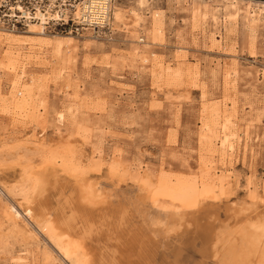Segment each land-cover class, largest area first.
Returning a JSON list of instances; mask_svg holds the SVG:
<instances>
[{"label":"rangeland","instance_id":"374dc122","mask_svg":"<svg viewBox=\"0 0 264 264\" xmlns=\"http://www.w3.org/2000/svg\"><path fill=\"white\" fill-rule=\"evenodd\" d=\"M109 1L101 37L0 24V264H113L25 215L68 197L139 264H264V5Z\"/></svg>","mask_w":264,"mask_h":264},{"label":"bare ground","instance_id":"6f19581e","mask_svg":"<svg viewBox=\"0 0 264 264\" xmlns=\"http://www.w3.org/2000/svg\"><path fill=\"white\" fill-rule=\"evenodd\" d=\"M249 1L256 3L260 1L259 3L264 5V1L261 2V0ZM85 2L87 3L85 4ZM138 3L139 5H144L146 0H139ZM231 5L234 8V14H237L239 8L235 4ZM109 8V0H89V3L86 0L83 2L82 6H79V4L76 5L75 14L77 16L87 14L92 17H104ZM29 24L31 25L32 23ZM31 28L37 29L35 31L38 33H43L44 29L42 24L39 23L33 24ZM65 39L70 38L66 36ZM67 208H70V214L66 213L65 210ZM53 209L54 211L51 212L50 202H45L42 198L36 206L34 205L32 208L27 206L24 211L25 215H28L30 220L38 224L47 222L50 231L60 236L63 242H74V238L79 241L88 240L95 241V243L101 242L104 251L99 254V262L100 260L103 262L109 260L113 264H139L137 258L141 259L140 255L146 254L149 250L150 241L139 232L137 227L129 223L130 218L128 221V213L123 207L115 208L109 212L103 210L101 211L102 213H95V209L90 211L88 209L89 212H85L87 208L81 210V207L74 204L68 197L60 199L58 205ZM19 215L20 214L17 212L15 217L18 218ZM62 250L66 255L67 250ZM133 257H136V259Z\"/></svg>","mask_w":264,"mask_h":264},{"label":"built area","instance_id":"2783aa9c","mask_svg":"<svg viewBox=\"0 0 264 264\" xmlns=\"http://www.w3.org/2000/svg\"><path fill=\"white\" fill-rule=\"evenodd\" d=\"M75 12L76 5L72 0H0V24L12 30L39 23L48 31L59 29L79 35L90 31L101 37L111 27L110 9L104 17L77 16Z\"/></svg>","mask_w":264,"mask_h":264},{"label":"water","instance_id":"95a60500","mask_svg":"<svg viewBox=\"0 0 264 264\" xmlns=\"http://www.w3.org/2000/svg\"><path fill=\"white\" fill-rule=\"evenodd\" d=\"M261 1H264V0H261Z\"/></svg>","mask_w":264,"mask_h":264}]
</instances>
